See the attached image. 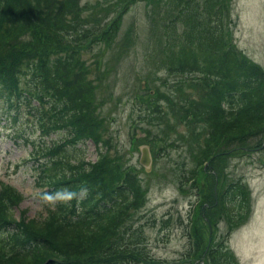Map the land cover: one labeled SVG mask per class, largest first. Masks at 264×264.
I'll list each match as a JSON object with an SVG mask.
<instances>
[{"label":"trees","instance_id":"16d2710c","mask_svg":"<svg viewBox=\"0 0 264 264\" xmlns=\"http://www.w3.org/2000/svg\"><path fill=\"white\" fill-rule=\"evenodd\" d=\"M53 1L0 0V102L8 105L6 113L8 108L14 109L15 121L27 108L26 115L37 117L41 135L55 130H64L70 135L66 147L45 143L39 148L40 153L32 155L38 162V178L43 179L52 194L61 195L56 209L48 210L47 218L36 220L26 216L27 212L22 210L18 219L15 206L20 205L22 195L8 184L0 188V264L155 262L146 256L138 239L141 232L138 236V228L134 224L146 201L145 189L133 169L115 162L113 158H117L109 154V144L100 129L102 122L96 119L93 110V92L85 82L87 65L78 68L70 59L51 56L68 50L77 53L66 42L58 41L63 34L59 26L64 24V13L60 7V14L56 13L55 18L52 16ZM213 1L211 12L216 17V25L208 27V34L215 42L211 51L216 56L204 60L196 57L191 63L180 60L174 66H168L164 62L168 57L165 49L157 45L160 63L169 67L171 72L207 75L204 84L209 91L203 99L196 101V109L188 108L187 118L210 120L215 124L205 147L207 150L195 159L190 176L179 175L180 185L186 187L193 183L189 187L196 193V202H193L185 225L187 235L189 231L188 236L192 237L187 252L189 263L238 264V259L228 248L226 236H215L213 230L218 229L216 216L219 208L229 224L225 235L247 219L251 206L250 191L241 180L228 181L213 161L217 157L231 155L234 158L248 153L229 146L223 150L220 148L222 144L213 147V143L216 138L247 142L250 136L264 133V71L234 45L227 20L231 0H215L219 7ZM123 4L111 22L95 29L85 28L91 34L84 37L91 36L82 50L96 40L114 37L112 29L116 24L117 28L121 27L124 13L131 6L128 0ZM72 11L82 17L78 13L82 6L78 3L72 5ZM86 22L83 16V23ZM200 33L203 35L199 32L197 39L190 31L185 41L199 45ZM29 35L28 40L25 36ZM78 35L80 33L76 29L70 35L75 43ZM184 48V45L180 47L181 50ZM185 51L190 50L186 48ZM88 139L97 146L99 157L96 162L86 161L80 154L69 152V145L77 147ZM34 143L32 141V145ZM40 155L44 160L41 161ZM220 160L222 170L224 158ZM217 171L220 178L215 179L213 173ZM213 180L219 182L217 187ZM205 214L208 225L213 228L207 239L199 224L200 221L205 224Z\"/></svg>","mask_w":264,"mask_h":264},{"label":"rangeland","instance_id":"374dc122","mask_svg":"<svg viewBox=\"0 0 264 264\" xmlns=\"http://www.w3.org/2000/svg\"><path fill=\"white\" fill-rule=\"evenodd\" d=\"M124 1H53L52 16L60 14V7L64 13V24L59 26L63 34L58 41L66 42L77 53L68 50L51 56L70 59L78 68L87 65L85 82L93 92V110L96 119L102 122L100 129L109 144V154L117 158H113L115 162L133 169L145 189L146 201L134 224L138 236L141 232L138 239L146 256L155 262L136 264H190L187 252L192 238L187 236L185 225L196 196L195 189L189 187L193 185H180L179 175L190 176L195 159L207 150L215 124L210 120L187 118V110L196 109V101L209 91L204 84L207 75L171 72L160 63L159 45L168 55L164 60L168 66L180 60L191 63L196 57L204 60L216 56L211 51L215 42L208 34V27L216 25V17L211 12L212 0H128L131 6L119 23L120 29L117 24L112 29L114 37L96 40L82 50L91 36L84 37L91 34L85 28L103 27L112 21ZM75 3L82 6L78 12L82 17L74 14L76 11L71 12ZM213 3L219 7L215 0ZM229 9L228 30L234 45L264 71V0H231ZM83 16L88 22L83 23ZM74 29L80 33L76 43L70 37ZM190 31L197 39L198 33H203L199 34V45L185 41ZM27 36L29 40L30 35ZM186 48L190 51H185ZM26 109L18 121L6 122V106L0 102V182L13 186L22 195L15 216L19 219L24 210L26 216L38 220L47 218L48 210L56 209L59 193L47 191L43 180L38 178L36 163L30 158L33 147L29 140L64 147L67 143L64 130L40 135L37 117L26 115ZM221 144L223 150L229 146L249 153L234 158L217 157L213 165L228 181L241 180L246 184L250 191V214L228 235L225 234L229 224L220 208L215 232L208 225L206 214L205 224L201 221L199 224L206 239L212 230L215 236H226L228 248L238 264H264V133L250 136L247 142L214 139L213 147ZM243 144L245 147H241ZM68 148L73 155L96 160L97 148L91 140ZM142 148L150 152L147 166L140 163ZM221 158H224L221 163L224 172L220 168ZM218 171L213 173L215 179L220 178ZM213 181L217 187L219 182Z\"/></svg>","mask_w":264,"mask_h":264},{"label":"water","instance_id":"95a60500","mask_svg":"<svg viewBox=\"0 0 264 264\" xmlns=\"http://www.w3.org/2000/svg\"><path fill=\"white\" fill-rule=\"evenodd\" d=\"M150 152H148L147 148H142V157L140 160V163H143L144 165H149L150 163Z\"/></svg>","mask_w":264,"mask_h":264}]
</instances>
